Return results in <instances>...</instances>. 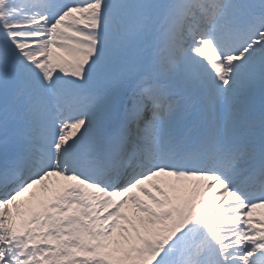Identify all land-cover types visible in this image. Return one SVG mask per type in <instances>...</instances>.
<instances>
[{"label":"snow or ice","instance_id":"1","mask_svg":"<svg viewBox=\"0 0 264 264\" xmlns=\"http://www.w3.org/2000/svg\"><path fill=\"white\" fill-rule=\"evenodd\" d=\"M264 0H0V264H264Z\"/></svg>","mask_w":264,"mask_h":264},{"label":"bare ground","instance_id":"2","mask_svg":"<svg viewBox=\"0 0 264 264\" xmlns=\"http://www.w3.org/2000/svg\"><path fill=\"white\" fill-rule=\"evenodd\" d=\"M262 212H264V211H262V210H258V214H261V216H262ZM263 218V217H262Z\"/></svg>","mask_w":264,"mask_h":264}]
</instances>
